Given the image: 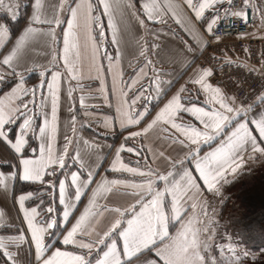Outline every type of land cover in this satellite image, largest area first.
Here are the masks:
<instances>
[{
    "label": "crops",
    "instance_id": "0c3cea01",
    "mask_svg": "<svg viewBox=\"0 0 264 264\" xmlns=\"http://www.w3.org/2000/svg\"><path fill=\"white\" fill-rule=\"evenodd\" d=\"M240 1L245 3V0ZM81 2L82 0H39L40 7L37 8V0H3V5L0 6V25H4L8 30L6 38L2 41L3 46H0V61L11 53L16 41L29 26L38 30L29 37L25 46L18 53V58L13 61L12 67H0V77H2L0 87L13 80L9 88L0 93V98L7 101V98L12 95V90L17 89L16 95L28 103L29 114L33 116L32 128L25 136L27 144L20 153L15 152L11 143L15 142L16 136L20 133L21 118H18L16 123L5 127L7 140L0 138V165L9 166L7 171H0V176L4 178V183L0 184V239L6 245L5 248L0 249V253L7 264H42V259H37L35 244L32 242L31 232L25 220V212H31L33 208L37 209L35 220L40 224H43L46 219L57 221V225L45 235L44 243L47 248L43 253V259L51 256V253L56 250L73 251L86 255L92 264H95V259L102 255V250H106L103 245L99 248L94 247L89 256L86 249L64 245L63 236L89 206L92 191L97 188L98 184L104 180L113 179L136 183L145 179L128 172L113 170L118 151L120 159L115 163L116 168H119L120 163H123L128 167H139L141 170L150 168L153 173L160 175H166L172 171L176 180H179L180 174L184 169H187L198 177V174L195 173V162L189 156L190 149H195L196 145L189 144L188 147H185L184 144H188V141L170 124L158 123L147 133H144L143 129L176 95L181 97V103L184 106L196 105L205 107L206 110L209 108L207 100L214 94L212 92L205 93L200 85L191 82L202 73L191 66L196 55L207 49L206 36L209 32L206 29L213 19L216 9H207L204 15L197 19L185 0H156L159 6V12L156 14L157 19L162 22H155V20H148L142 7L148 0H109L111 11L108 15H104V9L99 4V0H90L93 5L91 34L99 46V51L95 67H93L92 42L88 38V30L84 25L83 15H81L79 26L74 29L79 35L80 59L78 62L75 51L72 54L73 62H77L81 68V74L79 79L73 80L68 76L61 57L64 54V31L67 29V20L71 17L70 9ZM193 2L197 3V0H193ZM227 4L228 2L225 0L222 6L217 5V7L222 8ZM247 5L252 10L255 19L263 26L264 0H248ZM37 13L41 20L54 21L59 18L61 23L59 25L54 22L51 25L33 23V17ZM97 18L99 25L104 30L102 43H100V28L96 26ZM18 20L20 23H18L16 31L13 29L12 34L10 22L15 23ZM109 20H112L115 27L109 28ZM141 20L144 21L143 25L140 23ZM50 30H54L55 39L49 34ZM113 33L116 35V44L112 43ZM142 50L144 55L140 54ZM117 51L120 54L119 62L115 60ZM105 53L113 57L111 72L108 71L109 61L105 58ZM149 60L151 64L146 68L147 77H141L139 70L144 68ZM57 71L61 73V78L56 119L53 121L48 82L51 81L52 74ZM41 72L44 73L43 76H41ZM114 77L116 79L115 87L113 85ZM133 79L138 82L129 89L126 85L131 84ZM155 79L160 81L159 93L157 86L153 84L151 91L144 93L150 99L140 100L134 106L137 111L146 110L148 115L139 124L122 127L117 108L126 98L138 94L137 90L141 86L148 88L150 82ZM204 82L208 84L206 78ZM181 89L185 90L181 91ZM24 90H27L26 96L22 95ZM33 90H35V96L32 95ZM69 92H71V96H69ZM123 93H127V97ZM220 93L233 108H248L251 105L252 109L247 113L248 120L253 117L259 118L264 114V103H261L260 99L246 104L225 95L221 89ZM81 97L84 98L83 104ZM261 97H264V93ZM14 102L19 103V101ZM213 106L219 108L218 104ZM46 117L48 128L42 137L39 127L44 126ZM73 117H75V121H73ZM176 122L194 125L203 131L200 122L186 112H181L176 117ZM232 128L233 125H229L222 136L230 132ZM132 132H141V135L131 137L130 133ZM49 136H51L53 151L57 155L64 154V149L67 147L66 167L61 169L58 165H54L55 175L45 174L42 181L22 179L21 160L38 158L40 147L42 144L46 146ZM69 140L71 143H68ZM180 141H184V144H181ZM219 143V138L210 144L202 143L199 145L200 155L203 156L212 151ZM260 143L264 147V141ZM129 147L139 152V155L136 152H128L127 148ZM242 155L243 166L237 169L236 173L227 175L225 177L227 181L242 171L250 170L257 165L259 159L264 157L262 153H253L250 147ZM77 157L79 159H76ZM180 161L183 163H179ZM72 172L81 174V179L87 178L89 172L93 174L94 183L88 188L82 189L84 194L79 201H75V189L70 187ZM60 180H65L66 183L65 203H75V208L69 209L71 214L68 222L63 220L65 205L60 203ZM18 182L38 185L39 189L31 188L14 194ZM198 183L200 184L199 190L192 189L182 201L187 209L184 213L185 219L187 215L192 214L190 205L193 201H206L207 215L203 214L205 209L200 204L197 208L198 218L203 220L204 224H207L209 219L219 221L217 210L221 205L222 194L210 193L203 187L202 181H198ZM227 184L221 182L220 192L222 186H227ZM108 187L111 188V191L99 193L96 198V206L91 209L93 212L99 213L92 217L88 224L92 235H79L78 239L88 242L96 240L97 234L102 235L117 218V214L109 211L110 209L118 207L124 210L136 205L135 210L139 211L140 205L136 203L139 197L134 194L136 190L125 188L122 185H109ZM156 187L163 190L165 184L157 180ZM21 196L28 197L24 201L23 208L20 204ZM150 198L147 196L145 199ZM171 200L172 197L166 193L164 204L167 205L166 213L169 215H171ZM49 207L54 209L52 213L47 211ZM215 209L217 210L215 211ZM128 218H131V214L126 215L125 219ZM179 228V223L170 220V234H175ZM213 228L215 230V227ZM21 235L23 236L22 241L11 242V238ZM209 236L216 238L211 228L208 232H202L200 238L204 241ZM112 238L118 240L116 235H113ZM118 242L122 250V241L118 240ZM154 253L155 249H146L138 259L132 260V264H144L148 259L158 260Z\"/></svg>",
    "mask_w": 264,
    "mask_h": 264
},
{
    "label": "snow or ice",
    "instance_id": "6c2138e0",
    "mask_svg": "<svg viewBox=\"0 0 264 264\" xmlns=\"http://www.w3.org/2000/svg\"><path fill=\"white\" fill-rule=\"evenodd\" d=\"M188 7L191 8L197 19H200L205 11L209 8H215V15L211 22L207 26L209 34L213 31V26L216 25L217 19H219L220 8L217 5L222 6L225 0H197L194 3L193 0H185ZM229 4L232 0H227ZM99 4L104 9V15H108L111 11V4L109 0H99ZM248 0H245V6H247ZM3 5V0H0V6ZM36 7H40L39 0H37ZM145 15L148 20H155V22H162L157 19V13L159 12V6L156 0H148V2L142 5ZM225 15H235L237 17L243 16L245 21L247 20L246 14L242 11L230 12V9H223ZM71 17L67 20V29L64 31V54L61 57L64 61V67L68 76L77 80L80 78L81 68L77 63L80 59L78 39L79 35L75 28L79 26L80 16L83 15L84 25L88 30V38L92 42V61L93 67H95V61L99 51V46L93 40L91 34V26L93 23V5L90 0H82L76 7L70 9ZM59 25L61 20L56 18L53 20H41L39 14H35L33 17V23L43 24L52 23ZM179 23V21H177ZM141 25L144 21H140ZM96 26L100 28V37L103 42L104 30L99 25L98 18ZM109 28L115 27L112 20H109ZM38 30L29 26L25 32L16 41L15 47L11 53L4 56L3 60L0 61V67L8 66L12 67L13 61L18 58V53L25 46L29 37L35 34ZM7 28L4 25H0V46L2 41L7 36ZM49 34L55 39L54 30H50ZM112 43L116 44V35L113 33ZM75 51L76 61L73 62L72 54ZM141 55H144L142 50ZM119 51L116 53L115 60L119 62ZM105 58L109 61L108 71H112L113 57L108 56L105 53ZM55 59V57H53ZM151 64V61H147L144 68L139 70L141 77H147L146 68ZM97 72L99 70L97 69ZM212 73L209 70L202 71L198 75V78L191 81L197 85H200L205 93L212 92V95L208 100L207 104L209 108L206 110L205 107H198L192 105L190 107L184 106L181 103V97L179 95L173 96L167 104L159 111L156 117L152 120L148 126L143 129L144 133H147L149 129L153 128L158 123L170 124L173 129H176L181 133L188 144H184V141H180L185 147L190 145H196L195 149H190L189 156L195 162V175L193 172L184 169L180 174L179 180L175 179V174L169 171L166 175L155 174L148 168L147 170H141L139 167L133 168L120 163V167L116 168L115 163L119 162V151L117 153L116 162H114L113 170L128 172L134 176H140L143 179L141 182H131L124 180H104L101 184L97 185V188L92 191V197L89 200V206L85 208L84 212L76 219V222L72 225L71 229L67 231L66 235L63 236L64 245H73L79 249L88 250V255L92 253V249L99 248L101 245L106 248L102 250V255H99L95 259V264H132V260L138 259L143 254L144 250L155 249V257L157 259H148L144 264H216V258L209 256L206 258L204 253L210 251L211 245L202 241L200 236L202 232H208L212 227L213 221L209 219L207 224H204L203 220H200L197 216V208L200 204L203 205L205 211L204 215H207L206 208L207 202L193 201L191 203L192 214L187 215L185 219L184 213L187 209L182 204L184 197L192 189L199 190L200 184L198 181L203 182V187L208 192L216 195L220 194L221 182L230 183L225 177L229 174L236 173L237 169L241 168L244 163L242 153L247 151L250 147L253 153L264 154V147L261 146V141H264V114L260 115L259 118L253 117V119H247V113L251 111L252 106L248 108H233L221 95L219 88H213L211 85L206 84L205 78L210 76ZM44 73L41 72V76ZM61 73L59 71L52 74V79L48 82V88L51 92V104H52V119H56V111L59 100V81ZM2 79V77H0ZM138 80L133 79L131 84L126 85L131 89ZM103 83V82H102ZM158 79L152 80L148 88L141 86L137 90L136 95L126 98L122 101L121 105L117 108V112L120 114L121 126H130L139 124L147 115V111H137L135 105L140 100L150 99L144 95L145 92H149L152 89V85L157 86V92L159 93ZM170 83V82H169ZM114 87L116 86V79L113 80ZM185 89H181L184 91ZM17 89L12 90V95L7 98V101L0 98V138L7 140V135L4 131L5 127L9 124L16 123L18 118L22 119L20 123V133L16 136L15 142L11 143V147L15 152L20 153L24 146L27 144L25 136L33 125V116L29 114L30 110L28 103L24 102L20 96L16 95ZM27 90L22 92V95H27ZM127 97V93H123ZM32 95L35 96V90L32 91ZM71 96V92H69ZM83 97H81V103L83 104ZM130 99V103H129ZM260 102L264 103V97H260ZM14 101H19L15 103ZM43 104L44 101L42 100ZM219 105V108L213 105ZM186 112L189 115L195 117L203 127V131L194 125H184L176 122V117L181 113ZM231 114V115H229ZM239 118V119H238ZM75 121V117H73ZM233 125L230 132L222 136L225 133L227 127ZM48 128V120L45 118L44 126L39 127V132L43 137ZM141 132L130 133L131 137L140 136ZM220 139V143L212 151L205 153L203 156L200 155L201 149L199 145L210 144L211 142ZM67 139V138H66ZM47 144L40 147V155L36 159H22L21 164L23 165L22 179L26 181H42L45 174L55 175L56 168L54 165H58L59 168L63 169L66 167L65 155L67 154V147L64 149V154L57 155L53 151V145L51 143V136L47 137ZM68 143H71L69 140ZM123 149V146H122ZM121 149V150H122ZM128 152H136L135 149L129 147ZM139 155V152H136ZM251 158V157H250ZM76 159H79L78 157ZM179 163H183L180 161ZM51 169V170H49ZM155 176V179H153ZM170 178H172L170 180ZM162 181L165 184L163 190L156 187V181ZM4 183L3 176H0V184ZM92 183L93 174L88 173L87 178L81 179V174L77 172L71 173V185L74 187V199L79 201L81 196L84 194L82 189L88 188ZM109 185L116 186L122 185L125 188H131L136 190L135 195L139 197L136 201L140 205L139 211H136V205H132L129 208L121 210L120 208H113L112 211L117 214V218L111 223V226L103 232L102 235L97 234L96 240H89L85 242L82 239H78L79 235L91 236L92 232L88 229V224L92 217L99 213L93 212L96 206V198L102 191H111ZM53 187L55 185H52ZM59 192H60V203L64 204L63 220L68 222L70 216V208H75V203H65V192L66 183L65 180L59 181ZM166 193L172 197L171 200V215L166 213L167 205L164 204ZM150 196V199H145ZM28 199L26 196L20 197L21 208H23L24 201ZM191 199V197H189ZM183 209V213H182ZM49 213L54 211L53 208L47 209ZM127 214H131V218L125 219ZM37 215V209H31V212H25V220L28 228L31 232L32 242L35 244L37 259H42V264H92V261L87 258L86 255L77 254L73 251H60L56 250L51 253L46 259H43V253L47 246L44 243L45 235L49 233V230L53 229L57 225L55 219H46L43 224H40L35 220ZM174 220L180 224V228L175 234H170L169 222ZM126 224V226H125ZM213 235L215 234L214 228H212ZM113 235L118 236V240L122 241V250L119 247L117 239H113ZM209 240L212 236L208 237ZM22 241L23 236L11 238L12 243ZM5 243L0 239V249L5 248ZM219 247V246H218ZM229 252L233 254L236 261L239 257L235 255V248L232 244L224 246ZM224 248L221 247V253Z\"/></svg>",
    "mask_w": 264,
    "mask_h": 264
},
{
    "label": "built area",
    "instance_id": "2783aa9c",
    "mask_svg": "<svg viewBox=\"0 0 264 264\" xmlns=\"http://www.w3.org/2000/svg\"><path fill=\"white\" fill-rule=\"evenodd\" d=\"M219 19L211 34L206 36L207 49L195 58L192 68L212 74L206 77L209 85L218 87L237 101L251 103L264 93V31L249 6L240 0H232L220 8ZM230 12L242 11L247 20ZM257 31V32H255ZM229 39H234L229 43Z\"/></svg>",
    "mask_w": 264,
    "mask_h": 264
},
{
    "label": "rangeland",
    "instance_id": "374dc122",
    "mask_svg": "<svg viewBox=\"0 0 264 264\" xmlns=\"http://www.w3.org/2000/svg\"><path fill=\"white\" fill-rule=\"evenodd\" d=\"M257 33L261 35H255L263 36L264 31ZM228 42L233 43L234 39ZM258 161L256 166L235 175L227 186H222L221 205L215 209L219 221H213L211 227V230L215 227L216 238L204 240L211 245L210 251L204 255L206 258L215 257L216 264H264V157ZM248 237H257L256 242ZM229 243L235 248L238 261L224 247Z\"/></svg>",
    "mask_w": 264,
    "mask_h": 264
},
{
    "label": "trees",
    "instance_id": "16d2710c",
    "mask_svg": "<svg viewBox=\"0 0 264 264\" xmlns=\"http://www.w3.org/2000/svg\"><path fill=\"white\" fill-rule=\"evenodd\" d=\"M24 1H29V0H24ZM18 23H20V20H18L15 23H11L10 22V28L12 29V34L14 32L13 29L16 31V27H17ZM12 82H13V80H11L10 82H6V83L2 84V86L0 87V93L2 91H4V90L8 89ZM8 169H9V166L0 165V171H7ZM31 188L32 189H36V190L39 189L38 185L24 184V183L18 182L16 184V187H15V190H14V194L20 193V192H22V191H24L26 189H31ZM256 238H254V239H256ZM247 239L250 240V241H253L254 243L256 242L253 238L251 239L250 237H248ZM0 263L7 264V262L5 261V259L1 255V253H0Z\"/></svg>",
    "mask_w": 264,
    "mask_h": 264
}]
</instances>
